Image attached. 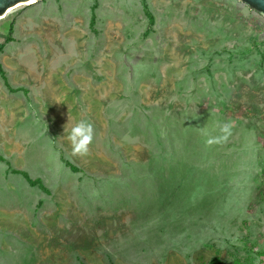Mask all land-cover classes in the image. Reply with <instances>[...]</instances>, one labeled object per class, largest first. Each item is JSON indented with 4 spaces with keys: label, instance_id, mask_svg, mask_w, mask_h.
Segmentation results:
<instances>
[{
    "label": "rangeland",
    "instance_id": "obj_1",
    "mask_svg": "<svg viewBox=\"0 0 264 264\" xmlns=\"http://www.w3.org/2000/svg\"><path fill=\"white\" fill-rule=\"evenodd\" d=\"M0 47V264H264L262 14L42 0L0 19Z\"/></svg>",
    "mask_w": 264,
    "mask_h": 264
},
{
    "label": "clouds",
    "instance_id": "obj_2",
    "mask_svg": "<svg viewBox=\"0 0 264 264\" xmlns=\"http://www.w3.org/2000/svg\"><path fill=\"white\" fill-rule=\"evenodd\" d=\"M69 123H71L69 119ZM234 122H224L217 124L219 134L211 136L208 134L206 128H202V133L207 137L205 140L206 146L219 145L227 142L232 135V129L234 128ZM66 139L70 146V152L73 157H85L90 152V145L93 142L95 130L91 122L87 120H80L71 125V127L65 126L64 128Z\"/></svg>",
    "mask_w": 264,
    "mask_h": 264
},
{
    "label": "water",
    "instance_id": "obj_3",
    "mask_svg": "<svg viewBox=\"0 0 264 264\" xmlns=\"http://www.w3.org/2000/svg\"><path fill=\"white\" fill-rule=\"evenodd\" d=\"M29 1H34L36 3L42 0H0V19L4 18L12 9L15 7L27 3ZM246 4L249 8L258 11L264 16V0H239Z\"/></svg>",
    "mask_w": 264,
    "mask_h": 264
},
{
    "label": "trees",
    "instance_id": "obj_4",
    "mask_svg": "<svg viewBox=\"0 0 264 264\" xmlns=\"http://www.w3.org/2000/svg\"><path fill=\"white\" fill-rule=\"evenodd\" d=\"M145 8L147 9V7H145ZM147 14H148V16L150 18V23H154V16H153V14H151V12H149V11H147ZM1 47H0V49H1ZM0 75L4 78L5 82L8 83V78H7V75H6V71H5V69H4L3 64L1 63V61H0ZM0 159L3 160V157L1 155H0ZM69 165H71V164H69ZM71 167L73 169L76 168L73 165H71ZM15 172L22 173L26 177V179L30 182V184H32V185H39L41 188H45L44 185H43V183H42V180L41 179H39V178L33 179L25 171H15ZM208 264H224V263L219 258H213Z\"/></svg>",
    "mask_w": 264,
    "mask_h": 264
},
{
    "label": "bare ground",
    "instance_id": "obj_5",
    "mask_svg": "<svg viewBox=\"0 0 264 264\" xmlns=\"http://www.w3.org/2000/svg\"><path fill=\"white\" fill-rule=\"evenodd\" d=\"M34 1H29V2H27L28 4H30V3H33Z\"/></svg>",
    "mask_w": 264,
    "mask_h": 264
}]
</instances>
